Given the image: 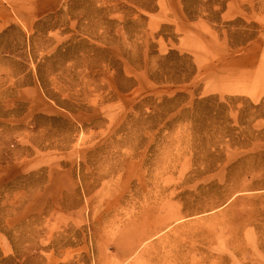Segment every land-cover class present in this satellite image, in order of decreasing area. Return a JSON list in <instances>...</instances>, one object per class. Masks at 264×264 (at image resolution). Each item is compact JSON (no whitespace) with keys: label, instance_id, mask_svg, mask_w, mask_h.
<instances>
[{"label":"rangeland","instance_id":"obj_1","mask_svg":"<svg viewBox=\"0 0 264 264\" xmlns=\"http://www.w3.org/2000/svg\"><path fill=\"white\" fill-rule=\"evenodd\" d=\"M35 2L0 0V264H264V0Z\"/></svg>","mask_w":264,"mask_h":264},{"label":"crops","instance_id":"obj_2","mask_svg":"<svg viewBox=\"0 0 264 264\" xmlns=\"http://www.w3.org/2000/svg\"><path fill=\"white\" fill-rule=\"evenodd\" d=\"M39 1H43V3L35 2V4H40V6L36 5V6H34V8H39V9H42V10H48V9H51V8H57V3H58V2H56L57 0H39ZM32 4H34V3H32ZM23 21H24V23L26 24L27 27H29V26H31L33 24V23H31V21H29L27 19H24Z\"/></svg>","mask_w":264,"mask_h":264}]
</instances>
